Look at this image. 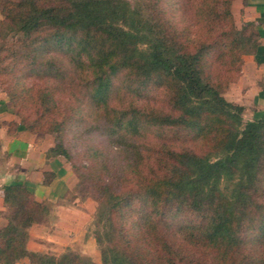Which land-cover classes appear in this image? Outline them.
Listing matches in <instances>:
<instances>
[{
	"label": "trees",
	"instance_id": "trees-1",
	"mask_svg": "<svg viewBox=\"0 0 264 264\" xmlns=\"http://www.w3.org/2000/svg\"><path fill=\"white\" fill-rule=\"evenodd\" d=\"M168 1L0 0L9 132L56 135L46 157L98 202L101 264H264V110L244 120L223 95L257 51L254 25L235 35L233 0H180V19ZM3 200L0 264H94L29 252L49 208L23 184Z\"/></svg>",
	"mask_w": 264,
	"mask_h": 264
},
{
	"label": "crops",
	"instance_id": "crops-1",
	"mask_svg": "<svg viewBox=\"0 0 264 264\" xmlns=\"http://www.w3.org/2000/svg\"><path fill=\"white\" fill-rule=\"evenodd\" d=\"M242 22L250 21L254 25L257 34L258 48L255 54L244 56L240 75L233 87L239 88L242 97L236 101L245 105L248 99L259 103L260 107L254 112L256 115L264 110V0H234L233 5ZM253 113V117L256 116ZM11 110L7 107V101L0 95V207H5L3 200L4 188L10 184H23L33 193L35 200L41 202H56L58 198L67 196L71 189L72 176L67 171V166L61 157L47 158L42 148L33 144L28 133L17 127L9 132L8 123L14 121ZM66 194V195H65ZM60 203V201H58ZM59 214L67 219L68 206L58 204L55 206ZM67 211H65V210ZM54 211L49 209L46 217L52 218ZM68 216L69 213H68ZM38 223L28 229L29 238L26 246L32 250H41V245L31 246V235L34 230H40ZM64 227V225H60ZM31 246V247H30ZM27 258H22L26 264H30Z\"/></svg>",
	"mask_w": 264,
	"mask_h": 264
},
{
	"label": "rangeland",
	"instance_id": "rangeland-1",
	"mask_svg": "<svg viewBox=\"0 0 264 264\" xmlns=\"http://www.w3.org/2000/svg\"><path fill=\"white\" fill-rule=\"evenodd\" d=\"M129 1L132 6L143 5L144 7L151 0ZM165 7H167V14H169L170 16L176 17L177 19L182 18V14H184L185 7L180 0H169ZM235 11H237L236 8L232 6V13L235 23V35L238 37L240 33L242 18L241 14ZM1 18L2 16L0 14V20ZM247 54L249 53H244L242 57L247 56ZM242 64L244 63L242 62ZM3 81H5V77L0 75V95L5 97L7 101V107L11 110L13 116L15 117V120L19 121V117L13 112V104L10 101L7 92L5 91V85H3ZM244 94H241L239 88L235 89L233 87V83L229 86L228 89L223 91V95L225 96V98L234 103H236V101L242 97L241 95ZM142 98L144 101H153V99L156 98V94L155 92H148ZM259 107V103H253L252 99L249 98L248 102H246L244 105V120L252 119L253 113ZM254 115L256 114L254 113ZM25 131L26 133H28L31 139L30 141L33 144H36V146L48 148L57 142V138L54 133L45 131ZM71 137L72 134L69 133L67 134L66 139L73 143L74 140ZM78 149V147L76 149L75 147H72V151L75 156L74 161L77 163H79V161H82L84 164H88V160L86 159L88 154L82 155L81 152H79V154H76V151H79L81 148L79 150ZM105 151H108V149H105ZM59 157H61L62 161L68 168L67 171L72 176L71 189L69 190L67 196H63L61 197V199L58 198L56 202H45L48 208L54 211L52 212L54 214H51L52 218L45 217L40 222H38L36 227H38V229L40 230H34L31 235V246L35 247L39 246L40 244L41 250H32L30 248H27V246L26 249L29 252L46 253L53 256H58L65 252L67 249H70L75 253L79 254L80 256L89 257L94 264H101L100 249L96 243L94 235L95 230L100 227L96 223V212L98 208V202L93 198V194L87 193L86 183L80 182V184H77L78 179L76 174L72 172L70 163L64 157ZM58 201H60V203ZM58 204H62L65 207L68 206L69 210L73 211L72 213L68 211L70 216H68L67 213V216H65L68 217L67 219H64L63 215L59 214L60 211L55 208V206H57ZM9 213L10 210L6 205L3 208L0 207V238ZM60 225H64V227H60ZM27 261L29 263V259ZM16 264L26 263L19 260Z\"/></svg>",
	"mask_w": 264,
	"mask_h": 264
}]
</instances>
